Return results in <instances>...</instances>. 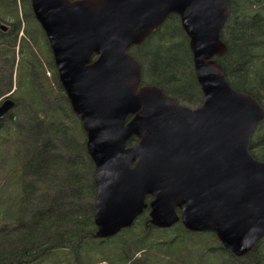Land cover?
<instances>
[{
  "label": "water",
  "instance_id": "obj_1",
  "mask_svg": "<svg viewBox=\"0 0 264 264\" xmlns=\"http://www.w3.org/2000/svg\"><path fill=\"white\" fill-rule=\"evenodd\" d=\"M232 1L29 0L94 167V238L117 235L145 209L150 226L211 233L235 258L264 238V162L249 153L264 108L217 61ZM171 15L188 39L195 109L141 84L128 52ZM12 107L5 99L0 118Z\"/></svg>",
  "mask_w": 264,
  "mask_h": 264
},
{
  "label": "trees",
  "instance_id": "obj_2",
  "mask_svg": "<svg viewBox=\"0 0 264 264\" xmlns=\"http://www.w3.org/2000/svg\"><path fill=\"white\" fill-rule=\"evenodd\" d=\"M17 3L26 15L29 0H0V22L7 14L15 21L8 22L7 46L0 40V61L7 47L12 67L19 51L16 71L24 80L19 92L0 88V98L8 95L13 102L0 118V156L5 157L0 166V264H45L48 259L50 264H77L89 255L108 264H264V238L248 255L235 258L211 233H191L179 223L169 229L150 226L147 210L117 235L94 238V167L86 155L85 135L54 76L34 19L24 24V38L18 39ZM228 6L221 32L226 52L217 61L230 86L264 108V0H233ZM128 52L141 66V84L160 88L178 104H201L188 39L177 16H169ZM249 153L264 162V120L252 133Z\"/></svg>",
  "mask_w": 264,
  "mask_h": 264
},
{
  "label": "rangeland",
  "instance_id": "obj_3",
  "mask_svg": "<svg viewBox=\"0 0 264 264\" xmlns=\"http://www.w3.org/2000/svg\"><path fill=\"white\" fill-rule=\"evenodd\" d=\"M16 8H17V19H15V20L16 21L18 20V22L20 23V30H19V33H18V39H19V38H24L23 37L24 35L21 32L22 28L25 27L24 24H28V23H30V21L32 22V19H34V18H33L31 9H30V3L26 7L27 8V12H28V13L26 12V15H24V13L22 12V9H21V11H19V4L18 3H17ZM12 18H13V14H7V15L4 16L3 21H5L6 23H8V22H15L14 20H12ZM41 35H42V38H43L42 39V41L44 43L43 45L46 46L45 48H48V44L46 42L45 36H43L44 34H41ZM47 50L49 51V48ZM49 54H50V56H49L50 59L48 61H50V63H51L52 56H51L50 51H49ZM19 58H20V53H19V51H17V54L15 53V56L12 58V67L8 66V68H6V71H5V69H3V71L0 73V82L3 83L2 86L0 85V88L1 87H4V89H5L6 87L11 86V87H13V90L15 88H17L18 89V92L20 90H22V88L24 86V80H23V78L21 79V71L19 70L18 73L16 71V65H17V62H18ZM51 65L54 67L53 61H52ZM10 70H11V75H9ZM53 71H54V76L57 79L55 68H53ZM46 76H49L50 77L51 76V72L46 73ZM16 82H18V83L16 84ZM180 105L185 106V107H187L189 109H195V107H191V106L186 105V104H180ZM16 114H17L16 115L17 119L18 120L19 119L21 120L22 117H21L20 112H16ZM86 155H87V153H86ZM0 157H1L0 158V166H1V165H3V163L5 161V157H4L3 154ZM94 198H95V196H94ZM93 204H94V201H93ZM144 215L147 217V212ZM93 230L95 231V227H94ZM150 236H154V238H157L158 234L157 233H154V232L153 233L151 232L150 233ZM107 248L108 249H111L112 246L110 245V247H107ZM141 254H142V252L136 253L135 255H133V257L134 258H139ZM98 259H99V255H89V256H86V257L84 256V257H82L80 259L81 261H78L77 262V264H108V261H102V260H105V259H102V260H98ZM90 260H92V261L90 262ZM98 261H100V262H98ZM50 262L51 261L48 259L47 262H45V264H50ZM96 262H98V263H96ZM69 263L73 264V260L71 262L69 261ZM238 264H242V263H238Z\"/></svg>",
  "mask_w": 264,
  "mask_h": 264
},
{
  "label": "flooded vegetation",
  "instance_id": "obj_4",
  "mask_svg": "<svg viewBox=\"0 0 264 264\" xmlns=\"http://www.w3.org/2000/svg\"><path fill=\"white\" fill-rule=\"evenodd\" d=\"M1 24H3L6 29L5 31L1 30L0 29V40L3 41V43L7 46V40L9 39V37H11L9 34H8V31L12 28V25L9 24V23H6V22H0ZM6 49V52L5 54L3 55V57L1 58V61H0V73L3 71V69H5L6 71V68H8V66H10V59L11 57L10 56V52L8 51L9 48L5 47ZM201 93V92H200ZM8 95H4L0 98V105L1 103L5 100V99H9L7 97ZM202 96V95H201ZM178 104V103H177ZM180 105V104H179ZM198 107V106H197ZM195 107V108H197ZM135 141V140H134ZM135 143V142H134ZM133 145V144H132ZM128 146V145H127ZM131 146V145H130ZM95 186V185H94ZM149 201V198H146V203ZM147 210V217H148V209H145L144 211ZM148 222H149V218H148Z\"/></svg>",
  "mask_w": 264,
  "mask_h": 264
}]
</instances>
